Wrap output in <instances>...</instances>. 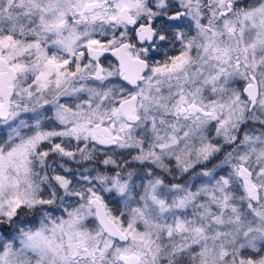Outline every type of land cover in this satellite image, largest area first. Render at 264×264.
I'll return each mask as SVG.
<instances>
[{
  "label": "snow or ice",
  "instance_id": "6c2138e0",
  "mask_svg": "<svg viewBox=\"0 0 264 264\" xmlns=\"http://www.w3.org/2000/svg\"><path fill=\"white\" fill-rule=\"evenodd\" d=\"M0 264H264V0H0Z\"/></svg>",
  "mask_w": 264,
  "mask_h": 264
}]
</instances>
